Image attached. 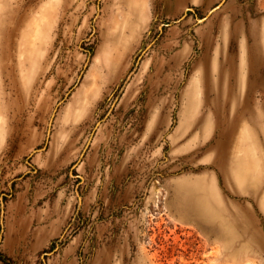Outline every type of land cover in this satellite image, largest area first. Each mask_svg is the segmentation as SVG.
I'll list each match as a JSON object with an SVG mask.
<instances>
[{
    "label": "rangeland",
    "instance_id": "1",
    "mask_svg": "<svg viewBox=\"0 0 264 264\" xmlns=\"http://www.w3.org/2000/svg\"><path fill=\"white\" fill-rule=\"evenodd\" d=\"M0 264H264V0H0Z\"/></svg>",
    "mask_w": 264,
    "mask_h": 264
},
{
    "label": "bare ground",
    "instance_id": "2",
    "mask_svg": "<svg viewBox=\"0 0 264 264\" xmlns=\"http://www.w3.org/2000/svg\"><path fill=\"white\" fill-rule=\"evenodd\" d=\"M18 1V0H17ZM185 209H192L203 224V228L210 234H222L225 231V221H219L212 217L208 207L201 200H191L188 196L181 199Z\"/></svg>",
    "mask_w": 264,
    "mask_h": 264
}]
</instances>
